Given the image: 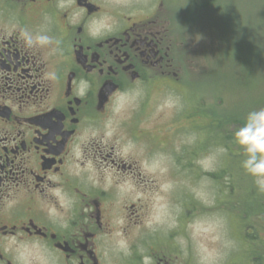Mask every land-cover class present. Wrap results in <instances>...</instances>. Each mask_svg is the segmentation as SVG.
<instances>
[{
  "label": "flooded vegetation",
  "instance_id": "af4514ba",
  "mask_svg": "<svg viewBox=\"0 0 264 264\" xmlns=\"http://www.w3.org/2000/svg\"><path fill=\"white\" fill-rule=\"evenodd\" d=\"M146 2L0 0V264H17L24 243L26 257L49 264H144L145 256L176 264L148 200L127 205L131 187L153 190L128 152L143 135L153 152L168 150L169 137L144 134L141 123L152 93L179 76L178 54H186L162 1ZM105 13L114 30L89 38L88 21ZM14 23L60 44L26 49L9 34ZM81 80L91 84L84 96ZM129 92L139 94L130 134L113 111Z\"/></svg>",
  "mask_w": 264,
  "mask_h": 264
},
{
  "label": "rangeland",
  "instance_id": "374dc122",
  "mask_svg": "<svg viewBox=\"0 0 264 264\" xmlns=\"http://www.w3.org/2000/svg\"><path fill=\"white\" fill-rule=\"evenodd\" d=\"M161 1L186 54H178L179 76L170 74L152 93L141 123L144 134L169 137L163 142L168 150L153 152L143 135L138 148L131 145L128 152L140 162L145 179L153 180V190L148 196L145 189L131 187L127 205L148 200L162 226L159 237L172 247L176 264H252L254 257L264 264V193L242 168L243 149L233 136L248 112L264 108V0ZM129 93L120 100L116 118L127 123L130 134L139 94ZM167 100L178 103L169 107ZM234 163L239 171L232 183L227 172L234 168L236 174ZM231 183L241 196L220 204L219 188ZM183 215L180 225L174 224ZM235 229L242 242L235 239Z\"/></svg>",
  "mask_w": 264,
  "mask_h": 264
},
{
  "label": "clouds",
  "instance_id": "9594fccd",
  "mask_svg": "<svg viewBox=\"0 0 264 264\" xmlns=\"http://www.w3.org/2000/svg\"><path fill=\"white\" fill-rule=\"evenodd\" d=\"M48 17L45 16V20ZM115 28L114 20L105 13L104 15L94 17L88 21L87 34L93 40L101 39L104 35L110 33ZM9 34L16 35L17 39L22 41L26 49H44L51 47H58L60 41L54 36L49 35L45 30L33 31L28 27L21 26L19 23H14L11 26ZM46 78L49 80L56 79V74L46 73ZM91 88V84L87 80H81L78 85L77 94L80 96L86 95ZM127 93H122L117 98V104L114 107V112H119L121 105L119 100ZM178 101L167 100L166 104L169 107L175 106ZM235 142L243 149L244 159L241 166L245 172L254 180L257 190L264 193V108H259L248 112L242 126L238 127L234 133ZM224 151V149H221ZM54 195L57 193L54 192ZM51 215V213H50ZM67 227V224H63ZM219 240V237L217 238ZM29 244L24 243L18 245L17 250V264H49L47 259L41 257H26L20 249L28 247ZM144 264H151V257H144Z\"/></svg>",
  "mask_w": 264,
  "mask_h": 264
},
{
  "label": "trees",
  "instance_id": "16d2710c",
  "mask_svg": "<svg viewBox=\"0 0 264 264\" xmlns=\"http://www.w3.org/2000/svg\"><path fill=\"white\" fill-rule=\"evenodd\" d=\"M226 117H229L227 114H226ZM234 121H238L237 119H233ZM235 156H233V158H234ZM234 161V160H233ZM234 162H236V161H234ZM235 165L234 166H237V167H235V172H236V174H234V171H233V169L234 168H231V171H228L227 173H229L230 175H232L231 176V179H230V181H232V183H234V180H237V176H238V171H239V169H238V167H239V164L238 163H234ZM228 167V166H227ZM224 170H226V169H223V171ZM231 183V184H232ZM215 184H217V182H215ZM229 184V186L228 187H225V189H222V187H220L219 189H221V196L219 197L220 198V200H219V203L220 204H222V203H226V201H227V203H228V201H231V200H234L233 198L231 199V196L232 195H238V193H240L239 191H238V187L237 186H234V184ZM217 186H219V184H217ZM218 189V190H219ZM217 190V191H218ZM239 196H241V193L237 196V198L239 197ZM185 206H189V204H186ZM198 207V206H197ZM196 209H198V208H196ZM261 209H262V214L264 215V207H261ZM199 210H201V208H199ZM232 210H238V209H233L232 208ZM259 213V212H258ZM257 213V215H256V217L258 218V214ZM259 219V218H258ZM254 221L255 222H258V221H256L255 219H254ZM246 226L247 227H249L247 224H246ZM246 233L248 234V236H250L252 239H254V237H255V235L253 234V232L251 231V233L247 230L246 231ZM239 236V233H238V231L235 229V233H234V237H235V239H237L238 240V238L240 239V236ZM240 241H241V239H240ZM242 242V241H241ZM235 263H237V262H235ZM252 264H261V262H260V260L257 258V257H254V258H252Z\"/></svg>",
  "mask_w": 264,
  "mask_h": 264
}]
</instances>
